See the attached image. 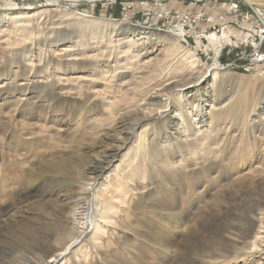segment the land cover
<instances>
[{
  "label": "rangeland",
  "instance_id": "374dc122",
  "mask_svg": "<svg viewBox=\"0 0 264 264\" xmlns=\"http://www.w3.org/2000/svg\"><path fill=\"white\" fill-rule=\"evenodd\" d=\"M75 1L59 0L58 6L69 12L88 16L90 19L123 22L125 23L123 25L128 27L130 31L136 28L135 30H140L138 32L158 34V38L160 37L159 39L163 41V44L165 43L164 45L167 48L173 47L177 42L173 38L170 39L169 34H165V32L176 28L178 24H183L182 32H185L188 40L184 45L204 64L205 69L216 67L220 74L228 73L227 75L230 76V80H226V84L224 83L223 86L225 93L228 94L227 100L231 99L232 96L234 99L241 97L239 109L236 113L234 112V119L229 120L230 123L235 125L233 131H236V135L240 139L237 138V143H225L222 137L223 130L220 131L222 135H219V138H213L214 140H220L218 148L220 153H218V157L215 156L216 160L218 158V163L215 165L210 162L205 164L201 160L192 161L191 156L197 154L196 147L198 143L195 141L192 144L184 143L179 154L174 152V157L171 153L169 157L171 160H169L170 165L160 164L151 152L157 153L158 150L160 151V147L164 143L162 138L165 139L173 135L176 128L175 124H171L170 118L163 121L158 120L157 123L152 125L155 131L151 133L150 137L155 138L159 135L161 143H159V140L157 141L158 145L156 143L151 149L149 163H144L145 171L147 170L145 176L140 175V178H138L134 174L137 165L128 166L129 174H134L132 176L134 181L120 179L112 173L114 167L120 164L129 152L124 153L121 158L116 160L111 170L105 174L106 180L109 178L114 183L111 189L112 196L119 197L121 187L128 191L126 206L115 201H111L110 204L107 203V208L113 206L120 209L117 218L119 222L112 224L109 226L110 228L108 227L107 234L104 237L101 236L103 238L101 242L95 241L99 236L97 233L86 234L85 237L79 239L80 244L78 243V246L72 248L73 252L67 255L65 261L60 259L54 264H212L218 260L217 263L219 264H242L241 260L236 263L233 260L236 253L235 246L239 247L250 236V233H253L254 229L252 227H254V224L249 218L243 217L240 213L244 206H248L254 211H256L255 209H264V201H262L264 198V175L252 173L248 176H240L243 171L242 167L238 165V162L236 163L237 166L234 163H228L227 157L230 156L232 157L230 160L236 161L239 159L240 154L242 155V152L238 149L245 146L251 149L250 147L257 145L256 147L260 150L259 144L264 143L262 141L264 139V125H259V131L255 130V133L254 130L251 132V129L244 127L248 123H246V120L251 119L253 114H260V119L264 122V26L255 15V9L243 0H199L200 2L196 0ZM13 2L17 4V7H31L32 10H37L46 5L44 0H13ZM0 4H3V2ZM1 29L9 30L10 27L4 26ZM88 31L89 29L86 30V28L82 30L62 28L52 36L56 37L54 39L59 40V42L62 43L65 40L66 42L63 43L70 45L73 41L80 40V36ZM213 33L217 37L224 36L226 39L212 43L206 39V36ZM131 37L129 36V38ZM198 37L201 38L200 43H198ZM215 45H217V48H215L216 51H213ZM96 58L84 60L83 64L86 65L83 67H86L87 73L94 69L96 73L108 69V64L104 62L98 64L94 60ZM92 61L94 62L90 64ZM76 63L79 62L73 61L74 65ZM179 63L177 61L174 64H169V67L167 66L172 77L173 75L177 76L174 72L181 71L179 65L183 63ZM0 65L2 64L0 63ZM182 66L185 68L184 64ZM133 69H129V71ZM128 74L131 75L130 72ZM0 80L1 83L3 81L1 75ZM96 81L94 84L90 83L93 86L75 87L76 93L69 95L70 98L56 97L58 93L51 90H41L43 88L40 85L39 87L35 86L30 89L27 96L17 95V97L15 95L14 99L5 101L0 107V184L2 181L10 183V186L13 187L12 193H9V198L6 199L7 201L0 198V221L3 223L6 217L17 212L19 208L22 211L18 220H21L27 213L26 209L29 208L32 211L31 216L26 218L22 224L19 223L13 226L14 230L11 228L6 231L3 228L5 232L0 233V251L2 254L8 251L12 252L11 249L28 248L31 238L39 236L41 232L40 229L38 235L31 234L28 231L30 226L34 225L37 229H44L46 222H49L53 216H59L58 220L60 222L58 225H60L58 230H61V224L67 225L69 218L67 216L72 211V205L65 206L63 199L67 197L70 185L75 188L78 177L67 175L63 169L59 170L54 162L57 161L61 166L63 161L75 160L80 153L92 155L93 153L85 149L87 141L94 140L101 124L107 122L110 125L114 121L112 115H110L112 108H107V104L102 105L101 103L106 101L112 105L116 104L117 108L123 103L114 83L105 79H96ZM3 90L6 92L7 88L3 87ZM11 90H14L13 87H11ZM27 102L32 103V105L30 103L28 105ZM10 104H13V106ZM236 115L242 116L236 118ZM103 117H105V120ZM20 123H25L27 126L26 130H22L23 132L19 130ZM227 127L225 124L223 125V129L227 130ZM34 131L36 132L33 133ZM250 135L256 136L257 139L253 140ZM27 142L32 145L27 144ZM211 143V141L205 140V145H211ZM24 147L27 157L20 159L15 164L12 163L10 158L14 159L12 156L14 149L17 148L20 151ZM222 148L224 149L222 150ZM258 149L257 153H259ZM38 150L39 152H36ZM54 154H56L55 157ZM246 155L249 156V152ZM215 157L213 156L211 160L213 158L215 160ZM123 161L127 162L126 159H123ZM186 163L190 165L187 166ZM94 169L95 167H89L87 172H93ZM102 180L91 191L92 193H89L90 199L94 196V200H96L95 195L101 193V188L105 184V180ZM130 183L135 186L133 187ZM255 189H257V193L259 192L258 194ZM260 194L262 195L260 196ZM39 201L44 203L47 212H49L48 210L53 212L51 217L45 214L43 220H34L37 217V209L33 204L35 205ZM7 202H9V205H5ZM54 202L56 204H53ZM5 206H7V210ZM235 206L237 208L234 209ZM232 210H235L236 213ZM178 211L184 218L185 225L181 235L174 238L171 234H167L169 231L165 230L164 226H171V222L174 221L173 217ZM63 220L67 223H63ZM243 222L246 225H242ZM46 232L44 231L42 235ZM54 238L55 236H53V241ZM101 244L103 245L101 246ZM86 249L89 251L87 258H85ZM31 253L32 251L28 253L29 256L33 255ZM253 261L246 264H256ZM2 262L0 261V263ZM12 264H19V262Z\"/></svg>",
  "mask_w": 264,
  "mask_h": 264
},
{
  "label": "bare ground",
  "instance_id": "6f19581e",
  "mask_svg": "<svg viewBox=\"0 0 264 264\" xmlns=\"http://www.w3.org/2000/svg\"><path fill=\"white\" fill-rule=\"evenodd\" d=\"M44 1L46 2L45 6L38 8L37 10H32L31 7H17V4L13 2V0H0V3L3 2V4H0V63L2 64L0 65V75L3 80L0 83V107L5 101L12 100L17 95L27 96L30 89L35 86L39 87L40 85L41 88H43L41 90H51L58 93L56 97L63 96L66 98L69 97V95L76 93L75 87L83 88L85 86H93L90 85V83L94 84L97 82L96 79H105L106 81L114 83L117 88V93L121 95L123 103L119 105L118 108L116 104L112 105L106 101L101 103L102 105L107 104V108H112L110 115H112L114 121L110 125L107 124V122L101 124L94 140L87 141L85 149L89 150L90 153H93L92 155L80 153L75 160L68 159L63 161L61 166L57 161L54 162L52 160L54 164L59 167V170L63 169L66 174L71 175V177H78L75 185V188L77 187L76 190L73 185H70V191L67 197L63 199V204L65 206L68 204L72 205V211L70 212V215L67 216L69 217L68 223L65 220L62 221L63 223L66 222L67 225L61 224V230H58L60 225H58L60 222L58 220L59 216H53L49 222H46V227L44 229H37L34 225L30 226V230L28 231L34 235H38V230L41 229L39 236H33L29 247L26 249H11L12 252L8 251L4 254L0 251V261H3L0 264H12L17 261L19 264H54V262L60 259L65 261L67 255L70 252H73L72 248H74V246L80 242L79 239L85 237L86 234H92L93 232L97 233L99 236L94 240L96 242L103 241L102 237L107 234L108 227L119 222L117 218L120 209L111 205V208H107V203L110 204L111 201H115L120 203V205L122 204L123 206H126V200L128 198V191L123 187H121L119 197L116 198L115 196H112L111 189L114 183L110 181L111 179L109 178L106 180L105 174L111 170L113 163L116 160L121 158L124 153L129 152L123 158L126 159L127 162L122 159L121 163L114 167L112 173L118 178H123V180L126 181H134V178L132 177L134 174L138 178H140V175L143 177L145 176L147 170L145 171L144 163L146 164L148 162L151 149L160 137L159 135L155 136V138L150 137L151 133L155 131L152 125L157 123L158 120L163 121L166 118H170L171 124H175L176 128V132L173 135H170L165 139L162 138L163 141H161L164 143L161 147L159 146L161 148L160 151L158 150L157 153L151 152L153 157L160 164L170 165L169 162L171 160L169 157L171 153L174 157V152L179 154L184 143L192 144V142L195 141L198 143L196 147L197 154L191 156L192 161L201 160L205 164L210 162L215 165L218 163V158L216 160L215 156L217 155L218 157V153H220V150L218 149L220 140H214L213 138H219V135H222L220 133L221 130L224 131L222 137L224 138L223 140L225 143H237V138H239L236 135V131H233L235 125L230 123L229 120L233 118L234 112L236 113V111H238L241 97L234 99L232 96L231 99L229 98V100H227L228 94L225 93L226 91L223 86L226 80H230V76L227 75L228 73L220 74L216 67L207 70L205 69L204 64H202L201 61L191 53L192 51L190 52L187 46L184 45L188 40L185 32H182V27H184L183 24H178L176 27L177 29L174 28L165 32V34H169L168 36H170V39L173 38L177 42L173 47L167 48L164 45L165 43L163 44V41L159 39L160 37L158 38V34L138 32L140 31L138 28V30H135L136 28H134L130 31L128 27L123 25L125 24L123 22L105 21L103 19L94 18H91V20L88 16L62 9V7L58 6L59 0ZM69 1L74 2L75 0ZM83 1L93 2L98 0ZM243 1L255 9V15H257V18L260 19L259 21H261L264 26V0ZM4 26H9L10 29H1ZM62 28L69 30L70 28L81 30L86 28V30L89 29V31L83 36H80V40L78 39V41H73L70 45H66L63 43L65 40L61 43L59 40L54 39L56 37L52 36L53 34H56V32L58 33ZM161 31L164 33L163 30ZM129 36L132 37L129 38ZM206 37V39L212 43L226 39L224 36L217 37L215 33ZM197 40L199 41L198 43H200L201 38L198 37ZM215 48H217V45L213 47V51H216ZM90 58H96L94 60L98 64L100 62L108 64V69L98 73H96L94 69L90 73H87L86 67H83L86 64L83 63L85 59L89 60ZM73 61L79 63L74 65ZM177 61L180 62L179 64L183 63L185 68L182 66L183 64L179 65L181 66V71L174 72L177 76L173 75L172 77V74L168 72L169 69H167V66L169 64H174V62ZM93 62L94 61L90 62V64ZM171 66L173 67V65ZM132 68L134 69L129 71V69ZM128 72H130L131 75L128 74ZM3 87L7 88L6 92L3 90ZM11 87H13L14 90H11ZM139 97L142 98L139 99ZM30 104L32 105V103ZM10 105L13 106V104ZM241 116L242 115H236V118ZM260 117V114L251 115V119L246 120V123H248L247 125L244 124V127L251 129V132L254 130V133L255 130L259 131L258 126L264 125V122L261 121ZM103 118L105 120V117ZM224 124L226 127L230 124V126L227 127V130L223 129ZM19 128L20 131H24L27 129V126L25 123H20ZM35 132L36 131L33 133ZM37 134L39 135V133ZM80 136L82 137V135ZM250 136L253 140L257 139L254 135ZM36 139L38 140V137ZM205 140L211 141V145H205ZM262 141L264 142V139H262ZM28 143L29 142H27V144ZM159 143H161L160 140ZM256 146L257 145H253L252 147L249 146L251 149L247 148V146L238 149V151L242 152V155L240 154V157H238L239 159L236 161L230 160L232 158L230 156L227 157L228 163H234V165L237 166L236 163L238 162V165L242 167L243 171L240 176H248L252 173H261V175H264V143L259 144V147L261 148L260 150ZM223 149L224 148H222V150ZM257 149L259 150V153L256 152ZM24 151H26L25 147L20 151L15 148L12 153L14 159L11 157L10 161L15 164L20 159L27 157V154ZM36 152H39V150ZM228 152L230 151L228 150ZM247 152H249V156L246 155ZM55 155L56 154H54V157ZM213 156L215 157V160L214 158L211 160ZM173 160L172 162H174ZM130 165H137L134 169V174L131 175L129 174L128 168ZM185 165H187V163ZM89 167H95L94 171L87 172ZM175 171L177 170L175 169ZM102 179L105 180V184L101 188V193L95 195L96 200H94V196L90 199L89 193L97 187L96 185L99 184V181ZM12 188L13 187L10 186V183L1 181L0 198L3 199V201L9 198V193H12L13 190ZM118 188L120 189V186ZM73 189L74 191H72ZM257 189H255L256 193ZM261 195L262 194H260V196ZM262 201H264V198ZM53 204H56V202ZM5 205H9V202L5 203ZM239 205L241 204L239 203ZM33 206L37 209V217L34 220H43L45 214L50 217L52 216L53 212L50 210L47 212L44 203L41 201L35 205L33 204ZM236 206L234 209L238 207ZM5 208L7 210V206H5ZM255 210L256 211L251 210L248 206H244L241 209L240 214L245 218H249L254 224V227L251 226L254 231L252 234L250 233V236L245 241L243 240V243L239 242L242 243L239 247H236L237 245L235 246L236 253L235 258L233 259L235 263L241 260L243 262L242 264H246L254 260L253 262L256 264H264V209ZM21 211V208H19L17 212L6 217L3 223L0 221V233L5 232L3 228H5L6 231L11 228L13 229L14 225L19 223L22 224L26 218L31 216L32 211L28 208V210L26 209L27 213L24 216L22 215L23 217L21 220H18ZM229 215L232 216L230 213ZM173 220L171 226H163L165 227V230L167 229L169 231L167 234H171L174 238H177L178 235H181L185 220L180 215L179 211L178 213H175ZM242 225H246V223L243 222ZM42 230L47 232L42 235L44 232ZM53 236H55L54 241L52 240ZM102 245L103 244H101V246ZM30 251H32V256H29L28 254ZM88 256L89 251L86 249L85 258ZM248 259H250L249 262ZM217 262L214 261L212 264H219Z\"/></svg>",
  "mask_w": 264,
  "mask_h": 264
}]
</instances>
